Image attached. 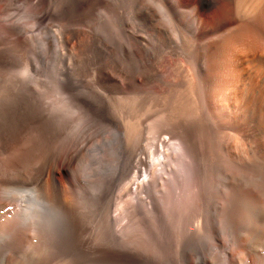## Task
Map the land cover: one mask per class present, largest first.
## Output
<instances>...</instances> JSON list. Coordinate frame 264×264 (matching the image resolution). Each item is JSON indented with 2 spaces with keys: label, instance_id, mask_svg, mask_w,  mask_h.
<instances>
[{
  "label": "rangeland",
  "instance_id": "1",
  "mask_svg": "<svg viewBox=\"0 0 264 264\" xmlns=\"http://www.w3.org/2000/svg\"><path fill=\"white\" fill-rule=\"evenodd\" d=\"M143 10L137 0H0V264H264L254 100L226 105L234 117L246 110L235 130L224 101L208 108L191 35L180 56L155 8ZM178 139L195 163L191 197ZM30 193L45 199L31 226L17 202Z\"/></svg>",
  "mask_w": 264,
  "mask_h": 264
},
{
  "label": "bare ground",
  "instance_id": "2",
  "mask_svg": "<svg viewBox=\"0 0 264 264\" xmlns=\"http://www.w3.org/2000/svg\"><path fill=\"white\" fill-rule=\"evenodd\" d=\"M137 2H139V4H142V7L144 9L143 11L146 13H152L151 6L155 8V10L157 11L156 15L163 22L164 29L169 32L170 41L174 46L173 49L176 52H178L180 56H182V54H185L189 50V46L186 43L188 37L191 35L192 37L191 42L195 46L194 59H196V70H197L196 79L202 82L203 84L202 93L204 98L208 101V108H212L214 102L217 100L224 101L225 115L229 120L230 123L229 125L235 127V130H238L237 128L244 130L247 125L246 110L238 113L237 116L234 117L229 107H226V105L229 102H240L242 103L243 108H246L249 107L251 102L254 100V106L257 108L256 117L259 127L258 130H264V96L261 98L259 95L261 84L264 83V0H137ZM161 120L162 123L160 122V124H163V120L164 123H168L163 118ZM160 124L158 123L154 125L152 124L149 127L148 135H149L150 145H153L154 141L157 140V134L159 133L158 126ZM169 127L171 128V126ZM169 127L168 129H170ZM179 135H181L180 137L184 136L182 134ZM185 140L187 139L185 138ZM186 143L183 142L182 140H179L177 142V145L176 143L175 145H176V149L178 150V154H179L178 157L181 158L179 160L183 162L181 164V167L183 169L180 170L181 171L185 170L183 174L186 173L185 178L187 177L186 182L188 187L187 193L190 194L192 178H193L192 172L194 173V171L192 170L195 166V163L192 164L194 165L192 167L190 164L192 162V158H189L190 148L188 149L187 147L188 145H186ZM159 147H158L159 150H156V152L154 153V156L158 159V161L160 158L163 157V152L161 151V147L160 148ZM175 152L177 153V151ZM193 152L191 153L192 155L197 154L198 156L197 152L194 153ZM168 155L167 156L164 155L166 157L165 159H167ZM192 155L191 157L194 156ZM172 156L169 158L170 161H172V159L174 160L175 156L177 155H174L173 156L174 158ZM189 159L191 160L190 162ZM179 160H177V162ZM174 163L172 164V167ZM163 164H165L166 166V162H164ZM258 164L262 166V168L260 169L264 170V164L263 163H258ZM157 165L159 166V164H156L155 166L156 168H158ZM177 167H178V163L176 164V169ZM161 168L162 167L158 169L161 170ZM176 169L174 170L173 167L172 170L176 171ZM159 170H157V172L155 170L154 173L151 174L156 173L157 175ZM166 171L168 173V169ZM178 172L176 171V173ZM162 173H160L161 176ZM167 173L165 172V174ZM165 177L163 179L164 181H166ZM169 177H171V179ZM175 177L177 179V176ZM167 179H170L171 181L172 176L171 175L168 176ZM163 180H161L160 182L161 184L164 183ZM255 180L259 182L258 183L259 186H262L264 188V177L262 174L257 175L255 177ZM175 182L176 181H173L174 184ZM172 185L173 184H171V187ZM137 186H135L134 191L136 193H141V191L138 190L139 187ZM27 187H25L24 189H26ZM46 194L43 193V197ZM169 194L171 195V193ZM193 194L191 193L190 197ZM194 197L199 198L197 196ZM47 198L49 199V197H46V199ZM196 198H193L194 203L195 201L197 202ZM49 200H47V202H49ZM17 202L19 206V212H18L19 220L22 223L28 224L30 226L35 224L36 218L32 213V210H30L31 206L39 205L42 202L45 203V199L44 201H42V199L37 194L30 193L27 196V198L24 197L20 200L18 199ZM49 204L50 203H48V206ZM168 204L170 205V202ZM48 208H50V206ZM175 219L178 220V217ZM155 246L156 244L154 245V247ZM166 260L163 261L166 264L168 261L169 264L170 262L175 261V259L171 261L170 260L166 261ZM136 262L137 261H135V263ZM163 262L161 263L163 264ZM152 263L153 262H151V264ZM130 264L133 263L131 262Z\"/></svg>",
  "mask_w": 264,
  "mask_h": 264
}]
</instances>
